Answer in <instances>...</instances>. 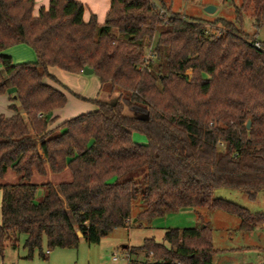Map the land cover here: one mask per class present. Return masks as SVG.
<instances>
[{"label":"trees","instance_id":"16d2710c","mask_svg":"<svg viewBox=\"0 0 264 264\" xmlns=\"http://www.w3.org/2000/svg\"><path fill=\"white\" fill-rule=\"evenodd\" d=\"M84 11L77 0H49L34 15V0H0V96L13 88L15 102L11 116L0 114V257L21 235L27 257L45 258L43 243L48 252L76 248L77 233L98 244L130 223L137 198L136 221L203 207L236 216L244 232L263 225L264 214L213 190H239L248 200L264 191V41L256 39L264 0H240L234 21L209 23L220 25L219 34L151 0H110L101 24L93 14L84 21ZM244 16L251 35L241 28ZM21 44L34 63L4 54ZM85 67L99 92L117 96L114 104L81 97L49 72L83 74ZM64 92L96 109L49 129ZM134 132L147 143H134ZM142 168L139 181L128 178ZM63 171L71 178L56 186L32 182ZM8 172L13 183L4 182ZM163 241L132 247L128 255L142 258L129 264H211L216 251L207 224L168 229Z\"/></svg>","mask_w":264,"mask_h":264},{"label":"rangeland","instance_id":"374dc122","mask_svg":"<svg viewBox=\"0 0 264 264\" xmlns=\"http://www.w3.org/2000/svg\"><path fill=\"white\" fill-rule=\"evenodd\" d=\"M151 1L156 5L163 3L171 12L178 13L184 18L206 21V27L214 34H219L221 27L219 24L216 26L209 25V23L219 18L234 21L233 6L240 3V0ZM89 3L91 8L101 5L91 0H89ZM207 7L214 8V11L212 13L206 12L205 8ZM34 13L37 14V11H34ZM103 21L100 20V23H98L101 24ZM241 28L245 33L249 35L253 34L254 29L248 16L242 18ZM113 33L117 34L116 31ZM256 39L264 41V25L257 32ZM28 49L31 51L30 48ZM149 49L150 46L146 47V53ZM35 59L34 57L33 62ZM25 62L33 63L32 61ZM60 73V82L70 91L84 98L96 96L98 80L95 75ZM50 82L52 86L56 85L52 81ZM56 87L62 90L59 86L56 85ZM67 94L70 95V98L68 97L69 99L67 104H65L64 111L72 112L71 115L77 116L93 110L95 105L91 102L83 101L69 93ZM113 95L115 96V94ZM125 112L131 116L142 118L141 115L129 110ZM132 141L136 144L147 143L146 137L139 132L132 133ZM144 174L145 169L142 168L130 174L128 178L139 181ZM70 178L71 176L68 171L58 174L48 172L45 176L34 175L32 182L36 184L50 182L56 186L59 183L69 181ZM14 181V174L8 172L4 177V182L13 183ZM213 196L239 205L252 214H264V191H261L254 200H248L244 193L239 190L218 187L213 190ZM142 210V203L137 198L131 205L130 223L125 228L115 229L98 244L89 245L84 239L80 238L76 248H57L47 253L45 243H43L42 251L44 254L47 253L45 258L39 257L37 252H34L31 257H27V249L23 246L25 236L21 235L19 236L16 248H5L3 256L0 257V264H124V258L130 254V249L141 246L144 239H154L157 243L165 244L163 235L166 230L199 227L204 224H207L212 229V245L216 250L212 256L211 264H264V230L256 231L254 234L241 231L239 229L240 219L234 215L218 209L208 210L207 208L200 207L179 209L167 212L161 217L138 219L136 221L137 214ZM123 246L125 248H122ZM126 247L128 248L126 249ZM113 255L118 257L117 261L112 260ZM130 257L131 260L136 261H141L142 258L141 253L137 256L131 255Z\"/></svg>","mask_w":264,"mask_h":264},{"label":"crops","instance_id":"0c3cea01","mask_svg":"<svg viewBox=\"0 0 264 264\" xmlns=\"http://www.w3.org/2000/svg\"><path fill=\"white\" fill-rule=\"evenodd\" d=\"M77 1H80L85 7V11L83 14V20L84 21H88L91 14L95 15L97 22L105 19L106 13L109 9L110 0H91L92 2H95L97 4H101V5H98L97 7H92V8L90 6L89 0H77ZM48 4H49V0H34V11H38V9L40 7H43L46 9L48 7ZM87 6L88 7L90 6V7L88 8ZM28 48L29 47L26 45H22V44L16 45V46H13V47L5 50L4 54L11 57L13 63H26L25 61H32L33 62L35 54L32 50L30 51ZM35 61H36V59H35ZM49 72L56 79H58V81H60L59 80V76L61 75L60 72H63V71L58 70L56 68H50ZM67 74H69V73H67ZM71 75H77V74H71ZM43 82L46 84H50L52 86L51 82L48 79H44ZM53 87L59 89L58 87H56V85L55 86L53 85ZM13 92H14L13 88H8L6 90V92L0 96V104H1L0 114H3L5 117H9L13 114V111L8 108L10 105H13L15 103L14 100H11L13 98V97L11 98V96L13 95ZM64 93L66 94L67 102H68L70 95H68L66 92H64ZM99 97H100V100L103 102H107L109 104H114L116 102L117 96L116 95L114 96L113 94L109 95L108 93H105V92H99V84H98L96 96L93 98H86V99H94V98L99 99ZM67 102H66V104H67ZM64 108H65V106L61 109H57V110H54L52 112L51 118H54L55 120L51 125L48 126L49 129L59 125L60 123H62L65 120L71 119V118L76 116V115H71L72 112L64 111ZM95 109H96V107L94 106L93 110H95ZM125 114H126V112H125ZM127 115H130V114H127ZM0 202H1V191H0ZM0 221H1V216H0ZM260 230H264V224L261 226H256L252 231H250L248 233L254 234L256 231H260Z\"/></svg>","mask_w":264,"mask_h":264},{"label":"water","instance_id":"95a60500","mask_svg":"<svg viewBox=\"0 0 264 264\" xmlns=\"http://www.w3.org/2000/svg\"><path fill=\"white\" fill-rule=\"evenodd\" d=\"M205 11L208 12V13H212V12L214 11V8H212V7H207V8H205ZM82 73H83L84 75H90V74L93 73V71H92V69H89V68L85 67V68L83 69ZM133 117H134V116H133ZM136 118H141V117H136ZM249 124H250V121L247 120V122H246V128H249ZM40 194H41V191L39 190V191L37 192V195H40ZM77 235H78V237H80V238L82 237L80 233H77ZM122 248H125V246H123Z\"/></svg>","mask_w":264,"mask_h":264},{"label":"built area","instance_id":"2783aa9c","mask_svg":"<svg viewBox=\"0 0 264 264\" xmlns=\"http://www.w3.org/2000/svg\"><path fill=\"white\" fill-rule=\"evenodd\" d=\"M254 46L255 47H259V44L258 43H255ZM148 58H151L150 49L146 53V59H148ZM145 63H146V60H145ZM47 253H48V251H47ZM124 259H125L124 264H129L130 261H131V258H130L129 255H126ZM112 260L113 261H117L118 260V257L116 255H113Z\"/></svg>","mask_w":264,"mask_h":264}]
</instances>
